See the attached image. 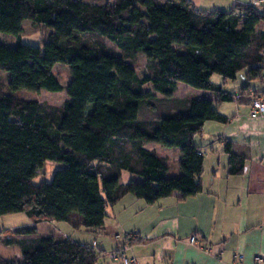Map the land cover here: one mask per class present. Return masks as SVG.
Segmentation results:
<instances>
[{
    "label": "trees",
    "instance_id": "16d2710c",
    "mask_svg": "<svg viewBox=\"0 0 264 264\" xmlns=\"http://www.w3.org/2000/svg\"><path fill=\"white\" fill-rule=\"evenodd\" d=\"M25 20L47 35L39 46L0 44V71L8 74L11 92L0 91V216L22 213L35 223L97 230L124 195L152 204L174 192L181 198L201 192L203 156L194 136L205 122L225 117L207 99L173 94L183 83L213 93L217 103L251 100L247 85L238 94L222 85L241 70L249 81L259 77L264 11L238 4L202 10L189 0H0V33L19 37ZM89 36L117 52L96 47ZM137 54L150 71L142 78L131 64ZM55 64L69 70L65 88L53 74ZM146 84L150 90H143ZM20 89L65 90L68 99L49 107L16 98ZM147 143L180 151L177 175H169L168 159L144 148ZM224 151L228 173L240 174L244 157L229 142ZM46 161L63 166L50 181L33 183ZM122 172L141 183H121ZM2 243L18 247L20 257L0 256V264H96L103 255L61 235L38 234L35 226L13 230Z\"/></svg>",
    "mask_w": 264,
    "mask_h": 264
},
{
    "label": "crops",
    "instance_id": "0c3cea01",
    "mask_svg": "<svg viewBox=\"0 0 264 264\" xmlns=\"http://www.w3.org/2000/svg\"><path fill=\"white\" fill-rule=\"evenodd\" d=\"M189 1L202 10H228L248 3L246 0ZM241 72L246 84L238 90L232 86L229 91L226 82L222 90L238 94L247 85L244 94L248 99L253 93L264 95V68L259 77L250 81L245 70L237 75ZM209 101L225 121H207L194 136L198 152L203 156L201 192L186 198L174 192L152 204L124 195L107 208L102 228L85 229L90 238L80 243L103 254L96 264H118L106 258L115 248H123L127 256L140 264H232L236 254L243 255L242 264H264V117L249 118L250 100L245 104L217 103V96L211 93ZM225 142L230 143L234 154L244 157L240 174L228 173ZM180 157L178 153V161ZM124 173L127 172H122L121 179ZM141 181L130 175L128 182ZM125 234L133 237L126 241ZM192 235L199 244H189ZM257 258L263 261L257 263Z\"/></svg>",
    "mask_w": 264,
    "mask_h": 264
},
{
    "label": "rangeland",
    "instance_id": "374dc122",
    "mask_svg": "<svg viewBox=\"0 0 264 264\" xmlns=\"http://www.w3.org/2000/svg\"><path fill=\"white\" fill-rule=\"evenodd\" d=\"M263 6L259 7L260 11H264ZM22 28L23 31L21 35H19V37H13L0 33V44L5 45L7 47H13L16 44H28V45L39 46L42 44L43 40L47 35V30L45 28L34 25L28 20L22 22ZM88 40H90V42L98 48H107L111 52H117L115 47L108 41H105L104 39L95 36H89ZM131 64L140 78L150 73L147 61L144 58V56H142L141 54L135 55L131 59ZM52 71L53 74L58 79V81L60 82V84L65 88L66 85L71 80V75L69 73L68 68L63 64H55ZM243 75L244 73L242 72L237 75V79H235L234 85H233L234 81H228V85L226 86V89H229V91H231L232 86H235V89L238 90L243 85V83L246 84L244 77L241 78V76ZM211 80L213 83H217V84L221 81L218 75H213ZM143 90H150V85L149 84L144 85ZM0 91L4 93H11L8 87V74L3 71H0ZM200 92H202L203 95H199L201 94ZM13 95L16 98H20V99L35 100L39 104L49 107H60L62 103L68 99L65 90L61 92H48L44 90L28 91L25 89H20L13 92ZM155 95L157 98L161 97L158 94ZM210 96L211 93L209 91L194 89L183 83H178L176 95L174 97L177 99L197 98V99L209 100ZM149 115H150L149 109L143 108L141 111V117L147 118ZM156 115L157 112L154 117H156ZM144 148L148 150H155V152H157L159 155L165 156L168 159L170 176H175L178 174L179 161L176 158V155L180 153L178 149L162 147L157 143H147L144 145ZM62 166L63 165L59 163L46 161L43 167L37 172L36 177L33 179V183L38 184L42 181H50L52 179L53 173L57 169L62 168ZM129 176L130 175L128 173H124L120 181L123 183L128 182ZM134 180H136V178ZM32 226H35L37 228L38 234L44 235L47 233H52V234L64 236L66 238L69 237L70 239H73V241H79V242L86 241L87 239L90 238V233L85 232L84 228L76 230L71 228V226H69L68 223L66 222L40 221L35 223L30 221V219L22 213L7 214L0 216V256L6 260L18 259L20 257V252L18 247L4 245L2 243V240L11 238L13 230L17 228L32 227Z\"/></svg>",
    "mask_w": 264,
    "mask_h": 264
},
{
    "label": "built area",
    "instance_id": "2783aa9c",
    "mask_svg": "<svg viewBox=\"0 0 264 264\" xmlns=\"http://www.w3.org/2000/svg\"><path fill=\"white\" fill-rule=\"evenodd\" d=\"M248 6L259 8L264 5V0H249ZM258 117H264V96H254L249 102V118L255 119ZM133 236L129 234L124 235V239L128 241ZM189 244H199V240L195 235L188 238ZM209 251V250H208ZM106 258L109 262H116L118 264H140L137 259L132 256H127L123 248H115L114 250L106 254ZM243 255L236 254L233 257L232 264H242ZM263 258H257L256 262L261 263Z\"/></svg>",
    "mask_w": 264,
    "mask_h": 264
}]
</instances>
